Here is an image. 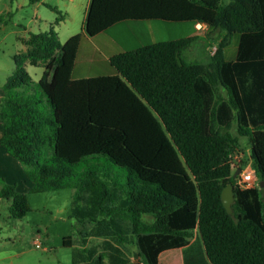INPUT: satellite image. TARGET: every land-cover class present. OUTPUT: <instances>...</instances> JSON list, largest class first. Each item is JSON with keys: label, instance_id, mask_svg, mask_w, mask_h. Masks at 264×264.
Listing matches in <instances>:
<instances>
[{"label": "trees", "instance_id": "16d2710c", "mask_svg": "<svg viewBox=\"0 0 264 264\" xmlns=\"http://www.w3.org/2000/svg\"><path fill=\"white\" fill-rule=\"evenodd\" d=\"M153 20L203 24L222 37L208 64L184 60L194 35L114 55L115 75L73 80L82 34L61 43L53 26L31 33L2 86L0 148L22 164L30 194L77 189L71 216L94 230L82 236L74 264H126L132 243L142 264H161L174 250L183 264H264V0H91L84 33ZM28 65L45 69L40 81ZM235 119L258 180L249 189L238 187L243 167L232 165ZM103 160L128 179L113 178ZM228 184L233 215L221 200ZM0 185L12 216L25 217L27 194ZM88 237L100 238L103 252L88 248ZM64 245L73 247L72 238Z\"/></svg>", "mask_w": 264, "mask_h": 264}, {"label": "rangeland", "instance_id": "374dc122", "mask_svg": "<svg viewBox=\"0 0 264 264\" xmlns=\"http://www.w3.org/2000/svg\"><path fill=\"white\" fill-rule=\"evenodd\" d=\"M229 1V0H226ZM91 0H0V17L5 23L0 28V86L15 74V57L25 51L24 42L31 33L49 31L54 27L61 43L84 30L86 14ZM60 20L57 22V20ZM161 22L169 31L167 39H181L192 36L194 23ZM166 23V24H164ZM165 25V26H164ZM197 42L184 54L187 62L208 64L222 37L220 30L210 31L207 26L197 25ZM194 36V35H193ZM238 40L233 39L225 50V59L233 60L237 54ZM27 71L36 82L40 81L45 69L41 66H27ZM109 66L98 74H110ZM228 133L239 142V152L234 156L244 169H251V147L247 137L238 133L236 119L231 122ZM112 177L120 181L128 179V174L109 161H104ZM249 165V167H247ZM86 163L75 167L74 177L79 178ZM73 184L78 183L73 180ZM18 191V190H17ZM19 193H23L18 191ZM77 189L72 187L57 192L27 194L31 211L23 218H14L10 211L12 199L1 197L0 185V264H74V255L81 249V239L85 233L94 230L93 223H82L71 216L73 196ZM71 237L73 247L64 245ZM87 247H98L103 252L100 238L88 237ZM138 250L132 243L123 250L126 264H142ZM161 264H183L180 250L165 252ZM105 264H111L108 258Z\"/></svg>", "mask_w": 264, "mask_h": 264}, {"label": "crops", "instance_id": "0c3cea01", "mask_svg": "<svg viewBox=\"0 0 264 264\" xmlns=\"http://www.w3.org/2000/svg\"><path fill=\"white\" fill-rule=\"evenodd\" d=\"M160 24L161 22L154 20L125 21L94 37L86 35L84 30H82V40L72 72V79L80 80L84 78L115 75L116 71L110 63V59L114 55L158 42L170 41L167 39L169 31L166 32V28ZM197 25L202 26L203 24ZM197 25H194L195 32L193 35L198 34L196 32ZM234 39L238 40V38ZM106 66L111 68L112 73L98 74V72ZM14 71L16 72V70ZM2 97L3 89L2 86H0V102ZM3 134L4 127L0 122V138ZM247 167H249V165ZM251 169L253 168L251 167ZM247 170L249 169H244L243 171ZM0 179L4 180L8 185L16 186V189L23 193H29L33 187V183L25 175L22 164L1 148Z\"/></svg>", "mask_w": 264, "mask_h": 264}, {"label": "built area", "instance_id": "2783aa9c", "mask_svg": "<svg viewBox=\"0 0 264 264\" xmlns=\"http://www.w3.org/2000/svg\"><path fill=\"white\" fill-rule=\"evenodd\" d=\"M216 49H217V47L215 48V51H216ZM232 165L234 167V170L239 168L237 161H235V162L233 161ZM237 185L241 189H249V188H253V187L257 186L258 180H257L256 173H255L254 169H249L247 171L242 170V172H241V174L237 180Z\"/></svg>", "mask_w": 264, "mask_h": 264}, {"label": "water", "instance_id": "95a60500", "mask_svg": "<svg viewBox=\"0 0 264 264\" xmlns=\"http://www.w3.org/2000/svg\"><path fill=\"white\" fill-rule=\"evenodd\" d=\"M239 174H240V170L237 171L235 176H237ZM261 187L264 188V182H262ZM234 188L235 187L233 184H228L224 188L222 195H221V200H222L223 206L229 215H233V204L235 201Z\"/></svg>", "mask_w": 264, "mask_h": 264}]
</instances>
